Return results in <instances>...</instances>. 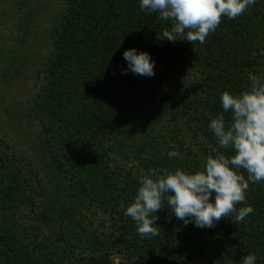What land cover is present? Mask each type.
Returning a JSON list of instances; mask_svg holds the SVG:
<instances>
[{
  "label": "trees",
  "instance_id": "1",
  "mask_svg": "<svg viewBox=\"0 0 264 264\" xmlns=\"http://www.w3.org/2000/svg\"><path fill=\"white\" fill-rule=\"evenodd\" d=\"M139 4L61 0L28 113L32 150L0 134V264H113L115 254L133 264H240L249 253L264 264V181L236 205L254 208L240 223L229 215L211 229L185 226L165 206L159 236L141 237L124 215L149 169L194 174L209 156L234 155L209 124L221 113L231 122L222 93L264 80V0L222 16L203 44L157 41L170 22ZM128 49L149 53L155 75L122 74Z\"/></svg>",
  "mask_w": 264,
  "mask_h": 264
},
{
  "label": "clouds",
  "instance_id": "2",
  "mask_svg": "<svg viewBox=\"0 0 264 264\" xmlns=\"http://www.w3.org/2000/svg\"><path fill=\"white\" fill-rule=\"evenodd\" d=\"M255 3L256 0H140L139 9L146 14H157L161 22H170V28L156 35L157 41L203 44L209 33L220 25L222 16L234 20ZM123 58L127 68L122 69V74L155 75V61L149 53L128 49ZM250 82V89L239 95L229 92L221 95L223 111L231 112V122L226 125L221 113L209 124L219 147L231 150L234 155L209 156L204 170L194 174L180 168L174 172L154 168L138 178L140 187L134 203L124 215L136 223L141 237L159 236L156 213L165 206L185 226L194 223L201 229L214 228L229 215L235 216L234 223H240L254 212L251 205L239 210L236 207L246 203L245 193L250 182L264 181V80L250 76ZM167 155L169 159H183L178 151ZM238 169L247 171V179ZM256 260V255L249 253L240 264H256Z\"/></svg>",
  "mask_w": 264,
  "mask_h": 264
},
{
  "label": "rangeland",
  "instance_id": "3",
  "mask_svg": "<svg viewBox=\"0 0 264 264\" xmlns=\"http://www.w3.org/2000/svg\"><path fill=\"white\" fill-rule=\"evenodd\" d=\"M61 0H0V134L32 150L38 131L28 113L39 90V69ZM30 18V19H29ZM27 145V147H26ZM113 264H133L115 254Z\"/></svg>",
  "mask_w": 264,
  "mask_h": 264
}]
</instances>
